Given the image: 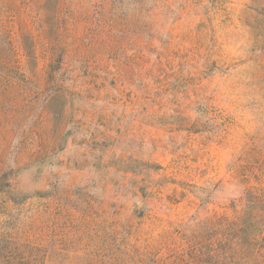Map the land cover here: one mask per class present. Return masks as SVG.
Here are the masks:
<instances>
[{"label":"rangeland","instance_id":"rangeland-1","mask_svg":"<svg viewBox=\"0 0 264 264\" xmlns=\"http://www.w3.org/2000/svg\"><path fill=\"white\" fill-rule=\"evenodd\" d=\"M251 188L264 0H0V264H225Z\"/></svg>","mask_w":264,"mask_h":264},{"label":"trees","instance_id":"trees-1","mask_svg":"<svg viewBox=\"0 0 264 264\" xmlns=\"http://www.w3.org/2000/svg\"><path fill=\"white\" fill-rule=\"evenodd\" d=\"M196 226L198 229H190L187 236L194 252H201L205 246H210L214 259L219 257L220 251L223 252L225 264H264L263 188H251L246 191L245 206L241 215L217 216ZM188 264L203 262L192 256Z\"/></svg>","mask_w":264,"mask_h":264}]
</instances>
